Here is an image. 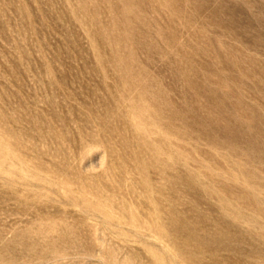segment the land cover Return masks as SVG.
<instances>
[{
	"label": "rangeland",
	"instance_id": "obj_1",
	"mask_svg": "<svg viewBox=\"0 0 264 264\" xmlns=\"http://www.w3.org/2000/svg\"><path fill=\"white\" fill-rule=\"evenodd\" d=\"M0 264H264V0H0Z\"/></svg>",
	"mask_w": 264,
	"mask_h": 264
}]
</instances>
